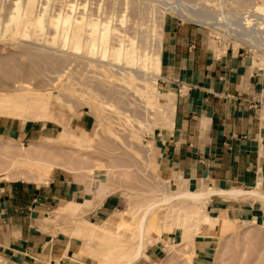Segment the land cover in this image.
Segmentation results:
<instances>
[{"label": "rangeland", "instance_id": "rangeland-1", "mask_svg": "<svg viewBox=\"0 0 264 264\" xmlns=\"http://www.w3.org/2000/svg\"><path fill=\"white\" fill-rule=\"evenodd\" d=\"M17 1L0 0V94L30 90L40 98H49L51 118L38 123L5 117L0 120L33 124L37 128L49 126L51 132L48 138L25 141L0 135V174L6 179L40 184L49 179L54 169H60L74 178L96 183L98 192L120 195L124 206L99 226L101 240L73 234L84 241L88 264H106L116 245L119 244L117 253L134 238L130 228L139 223L148 205L159 201L163 193L181 190L157 175L151 143L155 132L168 126L158 103L166 104L170 96L164 94L159 78L154 85L142 77L141 65L117 62L112 57L102 59L100 52L90 54L84 41L88 34L86 26L81 32L84 47L78 53L70 47L62 48L60 38L51 40L54 31L49 28L48 19L61 10L74 19L83 16L111 21L126 43L129 38L136 42L138 54L144 48L158 54L164 22L168 18L182 21L174 12L182 7L230 25L235 23L236 27L230 26L231 31L207 28L213 39L224 46L248 51L264 68V26L253 22L263 16L255 9L263 0H34L29 25L19 27L9 22ZM20 2L25 7L27 0ZM68 5L74 8L70 11ZM40 16L45 18L47 33L35 36L31 24ZM242 34H254L258 49L244 41ZM112 43L117 41L113 39ZM64 134L75 137L62 140ZM32 144L47 146L58 154L60 159L55 160L49 174L45 165L14 158L17 150ZM8 168L13 178L9 177ZM185 207L186 204L174 201L166 208L152 211L143 253L134 264H202L195 260V240L213 230L194 219L185 221ZM66 218L69 229H76L81 219L89 222L81 208L76 215ZM120 220L126 229L117 231L115 225ZM220 232V236L216 235L220 243L208 264H264V232L250 228ZM157 245L162 249L153 256Z\"/></svg>", "mask_w": 264, "mask_h": 264}, {"label": "crops", "instance_id": "crops-1", "mask_svg": "<svg viewBox=\"0 0 264 264\" xmlns=\"http://www.w3.org/2000/svg\"><path fill=\"white\" fill-rule=\"evenodd\" d=\"M160 61L161 89L174 99V115L151 138L157 175L176 189L216 191L206 200L210 218L236 231L264 232V200L249 196L264 193V68L248 51L213 39L207 27L171 18L163 25ZM50 132L0 120V135L14 140L45 139ZM98 190L60 169L40 184L0 174L1 264H88L77 235L101 240L99 226L124 206L120 195ZM80 208L89 222L69 229L66 215ZM115 226L119 231L123 220ZM221 234L199 235L197 262H210Z\"/></svg>", "mask_w": 264, "mask_h": 264}, {"label": "bare ground", "instance_id": "bare-ground-1", "mask_svg": "<svg viewBox=\"0 0 264 264\" xmlns=\"http://www.w3.org/2000/svg\"><path fill=\"white\" fill-rule=\"evenodd\" d=\"M33 5H34V0H27L25 7L22 6L20 0L17 1L15 3V8L11 14L9 22L15 23L18 27L22 24H24V26H28L30 17L32 18L31 15L34 13ZM68 8L71 11L74 8V6L68 5ZM181 8L180 9L176 8L174 12L182 20L206 25V27L208 26L210 29L215 31H220L221 29L231 31L233 29L230 27L231 25L236 27L235 23L230 25V22L214 20L205 13L197 12L195 10H186L184 8L181 9ZM255 9L258 13H260V15L263 16L256 17L259 21L261 20L262 22L258 21L256 23L257 21L256 18L255 21L253 20V22H255V24L258 25L260 23L261 26H264V0H263V4L256 6ZM60 11L56 15L54 14V16L50 15L51 17L48 19L49 28L52 30V32L54 31L53 32L54 35L51 37V40L53 42L58 37V39L60 38L61 40L62 48L70 47L72 50L78 53L81 47H84L83 42H81L83 39L81 37V32L84 26H86L88 28V34H87V40L85 39L86 37H84L85 39L84 41L86 42L85 45L87 46L88 52L90 54L93 55L96 52L97 53L100 52V56L102 59H105L106 57H112V59H115L117 62L125 61L128 64L131 63L139 64L142 66L140 68L142 73L139 72L138 74L141 73L144 79H147L148 81L149 80L153 81V84L155 85V81L159 78V73H160V64H161L160 53L153 54L152 52H147V50H145L144 48V50L142 49L143 51L140 54H138L135 49L136 42L132 39L129 40L130 39L129 38L128 42L126 43L125 40L126 38L124 39V35L119 34L118 30L112 26L111 21L102 22L99 20L87 19L86 17L83 16L80 17V19H74L71 16V14L64 15ZM31 26L33 28V34L35 36L42 35L47 29L45 28L46 26H45L44 16H40L39 18H37L31 24ZM260 28L258 29L260 30ZM233 35L235 36L236 39L239 38V36H237L236 34ZM242 36H245L244 41L249 42L250 45H252V47L255 50L258 49V44H257L258 42H256L254 38L255 36L254 34H248V35L242 34ZM113 39L115 40V42L117 41V43H112ZM118 69L120 71H125L122 67H119ZM25 91H22L15 95L4 94V93L0 94V117L11 118V119H23L25 121L37 122V123L49 121L51 118L49 98H40L38 95H36L30 90H25ZM158 105L161 108V112L164 115L165 118L164 120H166L167 124L172 122L173 121L172 118L174 115L173 114L174 99L169 98L166 104L158 103ZM74 137L75 136H72L71 138L67 134H64L62 135L61 139L65 140L67 138L71 140L74 139ZM14 155H15L14 158H16V160L19 159V161L23 160L26 162H31V163L34 162L47 166V168H49L48 174L52 166L56 164L55 160L60 159L58 158L59 157L58 154H55V152H53L52 148H48L47 146H36L34 144L30 145L29 147H24L17 150V152L14 153ZM35 158H40V159L38 161H34L37 160ZM7 173L9 174V177L13 178L14 174H11L9 172V168ZM211 190L200 189L197 191H188L181 189L179 191L163 193V196L159 201H155L154 203L146 207V209L143 211L142 215L140 216L139 223L137 225L131 226L130 229L131 232L133 233L134 238L129 240L128 243L126 242L124 248H121V250H119L115 255L109 256L107 260L108 262L105 263L134 264L137 260H139V258L143 253V248L145 244L144 236H146L148 232L147 228L149 227L150 224L149 221L152 218V214H151L152 211L157 207L166 208L174 201H179L181 203L186 204L187 207L182 209L183 217L185 221L189 220L188 218L194 219L197 222H201L204 225H208L209 227H211V230L216 229L218 232L229 231L234 229L233 227L234 225H232L231 223L221 219H212L207 215V213L204 212L206 208L207 198L209 199V196L211 194L216 193V191H211ZM240 193L242 192L234 191L231 192L230 194L235 195ZM242 195L243 194H241V196ZM251 195L254 197H260L264 200V193H260L259 191H252L249 196ZM123 226H118V229L119 230H121L122 228L126 229V227Z\"/></svg>", "mask_w": 264, "mask_h": 264}]
</instances>
